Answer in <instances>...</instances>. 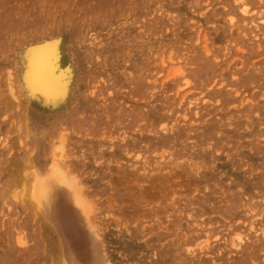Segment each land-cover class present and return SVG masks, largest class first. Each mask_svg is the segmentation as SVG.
Instances as JSON below:
<instances>
[{
    "label": "rangeland",
    "instance_id": "obj_1",
    "mask_svg": "<svg viewBox=\"0 0 264 264\" xmlns=\"http://www.w3.org/2000/svg\"><path fill=\"white\" fill-rule=\"evenodd\" d=\"M53 38L57 110L18 62ZM56 161L75 264H264V0H0V264H68L31 198Z\"/></svg>",
    "mask_w": 264,
    "mask_h": 264
},
{
    "label": "bare ground",
    "instance_id": "obj_2",
    "mask_svg": "<svg viewBox=\"0 0 264 264\" xmlns=\"http://www.w3.org/2000/svg\"><path fill=\"white\" fill-rule=\"evenodd\" d=\"M37 55L42 57L39 70L50 81V86L47 88H42L37 83V68L35 67ZM18 62L22 71L20 87L21 90L26 92V97L23 96V100L29 98L30 101H36L42 105V108L47 107L51 110H57L68 102L75 71L69 62H64L60 38L40 41L22 49L18 55ZM61 167V163L56 161L49 166L48 171L35 175L31 198L50 221L60 226L66 248V260L68 264H75L77 256H75L72 247V235L64 229L65 227L59 218V187L65 186L68 188L66 192L69 201L76 204L82 217L84 215V217L90 219V207L78 192L76 184L68 180ZM92 260L93 264L99 263L97 253H95Z\"/></svg>",
    "mask_w": 264,
    "mask_h": 264
},
{
    "label": "snow or ice",
    "instance_id": "obj_3",
    "mask_svg": "<svg viewBox=\"0 0 264 264\" xmlns=\"http://www.w3.org/2000/svg\"><path fill=\"white\" fill-rule=\"evenodd\" d=\"M42 64V57L37 55L35 60V67L37 68L36 72V79L37 83L42 88H47L50 86V81L47 79V77L39 70Z\"/></svg>",
    "mask_w": 264,
    "mask_h": 264
}]
</instances>
